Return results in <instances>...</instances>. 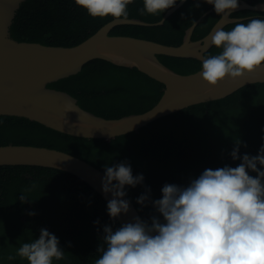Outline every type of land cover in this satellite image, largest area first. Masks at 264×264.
<instances>
[{
  "label": "trees",
  "instance_id": "16d2710c",
  "mask_svg": "<svg viewBox=\"0 0 264 264\" xmlns=\"http://www.w3.org/2000/svg\"><path fill=\"white\" fill-rule=\"evenodd\" d=\"M196 3L200 6L196 7ZM211 6L204 0H188L164 25H122L111 34L131 31L141 37L179 44L185 28ZM143 7V0H132L127 6V16L157 21L166 11L141 15ZM251 14H257L253 18L264 19V12L240 11L235 15ZM111 18H94L75 0H27L18 11L12 33L19 40L68 46L86 39ZM218 18L216 12L209 14L197 28L195 37L201 30V35L207 33ZM234 26L235 23L230 24L224 30ZM221 52L222 48L215 47L207 55ZM160 58L180 73L200 68L194 59L165 55ZM50 85L73 94L85 109L110 118L148 110L165 88L163 83L136 68L103 59L93 60L80 73ZM237 142L241 157L256 155L264 145V83L191 106L110 140L76 137L27 118L0 116V145L29 144L64 150L103 171L106 164L127 161L133 176L143 174L144 181L135 188L125 186V190L149 223L152 215L159 214L150 203L141 206L136 202L146 187L151 189L152 200L160 199L165 184L187 186L205 169L236 167L241 161H234L230 153ZM22 195L26 202H21ZM159 218L163 222V217ZM97 220L99 224L94 223ZM106 225L113 231L121 227L117 219L109 217L104 198L75 175L40 166H0V264H28L26 259L16 256V251L21 243L39 238L42 228L59 239L65 252L64 258L54 259L53 264H94ZM9 255L15 259L9 261Z\"/></svg>",
  "mask_w": 264,
  "mask_h": 264
},
{
  "label": "clouds",
  "instance_id": "9594fccd",
  "mask_svg": "<svg viewBox=\"0 0 264 264\" xmlns=\"http://www.w3.org/2000/svg\"><path fill=\"white\" fill-rule=\"evenodd\" d=\"M131 2L75 0L94 18L116 19L127 17ZM204 2L213 5L219 16L239 7L238 0ZM175 3L176 0H143L140 14H161ZM211 44L222 48V52L203 59L200 74L207 84L215 87L225 78L235 80L253 73L264 67V19L237 22L228 31L218 29ZM239 148L237 142L230 153L234 161H241L238 166L205 169L187 186L165 184L160 199L152 200L151 189L146 187L136 202L141 206L150 203L159 215H152L150 223L137 216L134 222L115 231L104 226L94 264H264V145L254 156L241 157ZM249 172L256 173L255 177ZM143 181V174L133 176L127 161L104 166L101 183L102 191L112 196L107 203L110 218L115 220L129 212L131 202L123 199L127 196L125 186L135 188ZM20 200L27 201L23 195ZM94 223L99 224V220ZM59 244L54 234L42 228L39 238L20 244L16 256L28 264H53L54 259L64 258ZM7 259L15 257L9 255Z\"/></svg>",
  "mask_w": 264,
  "mask_h": 264
},
{
  "label": "water",
  "instance_id": "95a60500",
  "mask_svg": "<svg viewBox=\"0 0 264 264\" xmlns=\"http://www.w3.org/2000/svg\"><path fill=\"white\" fill-rule=\"evenodd\" d=\"M26 1L0 0V116L27 118L76 137L110 140L139 131L159 118L191 106L223 99L246 86L264 83V67H261L235 80L225 78L213 87L202 79V68L180 73L160 58L161 55L194 56L203 62L206 51L212 46L211 38L215 31L244 19L233 16L234 12L243 9L264 12V1L253 4L242 0L236 10L223 15L212 30L197 41L192 39L194 29L212 9L187 30L179 45L134 36L111 35L110 31L117 24H152L141 19L119 18L104 25L85 40L68 46L19 40L13 36V24ZM186 1L180 0L169 8L156 24L164 23ZM96 59L140 70L164 84L162 96L146 111L110 118L85 109L73 94L50 85L80 73L87 63ZM10 165L62 170L90 185L107 203L112 199L111 193L106 195L102 191L104 171L70 152L39 145L2 144L0 166ZM123 199L131 203L129 212L116 218L120 226L134 222L137 216L145 220L128 194Z\"/></svg>",
  "mask_w": 264,
  "mask_h": 264
},
{
  "label": "flooded vegetation",
  "instance_id": "af4514ba",
  "mask_svg": "<svg viewBox=\"0 0 264 264\" xmlns=\"http://www.w3.org/2000/svg\"><path fill=\"white\" fill-rule=\"evenodd\" d=\"M180 0H178L175 4H177L178 2H179ZM242 0H238V3H240ZM245 1H248V2H250V3H257V2H261V1H264V0H257L256 2H252V0H245ZM188 2V0L185 2V3H187ZM184 3V4H185ZM183 4V5H184ZM182 5V6H183ZM128 6V5H127ZM181 6V7H182ZM130 7V6H129ZM180 7V8H181ZM179 8V9H180ZM210 9H212V11L211 12H209L208 14H206V15H204L206 12H208ZM167 10L168 9H166V11L164 12V14H163V16L165 15V13L167 12ZM178 10H176L173 14H175L176 12H177ZM240 11H253V10H249V9H243V10H240ZM240 11H237V12H234L233 13V16H235V17H241V18H244L243 20H240V21H235V22H231V23H229V24H227L223 29H225L228 25H230V24H234V23H237V22H243V21H245V20H248V19H250V18H253V17H256L257 16V14H255V15H253V14H251V15H248V16H236L235 14H237L238 12H240ZM213 12H215V10H214V6L212 5L211 7H209L206 11H204L200 16H198L195 20H194V22L196 23L197 21H198V19H200L203 15V17H202V19L197 23V25H196V27H195V29H194V32H193V35H192V39L194 40V41H197V40H200V39H203L211 30H212V28L214 27V25L218 22V20L222 17V16H219V18L217 19V21L216 22H214L211 26H210V28L208 29V31H207V33H205L204 35H201L202 34V30L200 31V33L197 35V37H195V33H196V30H197V28L202 24V22H203V20L209 15V14H211V13H213ZM253 12H262V11H253ZM173 14H171L165 21H164V23H162V24H156L159 20H161L162 18H163V16L159 19V20H157V21H148V20H145V19H143V18H141V17H136V16H127V17H122V18H126V19H141V20H144V21H147V22H150V23H152V24H150V25H142V24H135V23H122V24H117L116 26H114L113 28H112V30L110 31V34L112 33V31L116 28V27H118V26H122V25H135V26H141V27H154V26H161V25H164L165 24V22L173 15ZM116 18H111L110 20H108V21H106L104 24H102L97 30H99L101 27H103L104 25H106V24H108L109 22H111V21H113V20H115ZM194 23L192 22V23H190V25L189 26H187L186 28H185V30H184V34H183V36H182V41L179 43V44H181L182 42H183V40H184V38H185V35H186V32H187V30L193 25ZM96 30V31H97ZM95 31V32H96ZM94 32V33H95ZM93 34V33H92ZM91 34V35H92ZM136 34V33H135ZM111 35H113V34H111ZM115 35H125V36H134V37H140V38H146V39H150V40H154V41H157V40H155V39H152V38H148V37H141V36H138V35H134V34H132V32L131 31H129V32H126V33H121V34H115ZM90 36V35H89ZM88 36V37H89ZM87 37V38H88ZM85 40V39H84ZM83 41V40H82ZM158 42H161V43H165V44H170V43H166V42H162V41H158ZM179 44H172V45H179ZM214 50H215V46H211L207 51H206V53H205V56L206 57H208V53L211 51V53H213L214 52ZM166 56V55H165ZM168 57H175V56H168ZM175 58H189V59H194V60H196L198 63H199V65H200V68L199 69H201L202 68V61L199 59V58H197V57H194V56H191V57H175ZM162 60V59H161ZM166 65H168L169 67H171L172 69H174L175 71H177V72H179L178 70H176L172 65H169L167 62H165L164 60H162ZM119 66V65H118ZM124 67V66H123ZM199 69H197V70H199ZM196 70V71H197ZM147 75V74H146ZM150 77V76H149ZM154 79V78H153ZM156 80V79H155Z\"/></svg>",
  "mask_w": 264,
  "mask_h": 264
}]
</instances>
